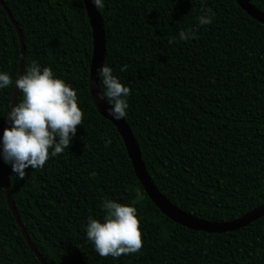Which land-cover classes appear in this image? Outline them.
Segmentation results:
<instances>
[{
  "label": "trees",
  "instance_id": "trees-1",
  "mask_svg": "<svg viewBox=\"0 0 264 264\" xmlns=\"http://www.w3.org/2000/svg\"><path fill=\"white\" fill-rule=\"evenodd\" d=\"M2 1L23 33L22 73L32 61L48 66L76 91L82 111L68 149L43 168L29 167L19 180L7 165L12 203L44 262L264 264V217L235 232L208 234L174 223L148 198L117 128L93 104V32L83 0ZM249 1L264 14V0ZM202 3L213 15L205 26L196 22ZM97 9L104 65L130 89L123 119L160 193L215 223L263 206L264 26L236 0H104ZM188 28L194 38L168 43ZM20 59L18 33L0 5V71L15 81ZM13 92L14 84L0 89V132ZM104 200L136 208L138 253L101 257L86 240L87 217L101 218ZM0 264H41L7 204L2 160Z\"/></svg>",
  "mask_w": 264,
  "mask_h": 264
},
{
  "label": "clouds",
  "instance_id": "clouds-1",
  "mask_svg": "<svg viewBox=\"0 0 264 264\" xmlns=\"http://www.w3.org/2000/svg\"><path fill=\"white\" fill-rule=\"evenodd\" d=\"M97 8L104 7V0H92ZM213 15L202 3L199 26L212 23ZM196 35L194 28L179 29L168 40L187 41ZM127 65L120 70L124 71ZM97 78L101 85L99 95L108 108L107 114L120 120L127 114L130 89L120 82L107 65L99 67ZM15 86L22 94L19 103H14L7 114L9 126L0 132V160L10 165L12 174L23 180L29 167L41 169L50 157H56L68 149L81 125L82 111L78 107L77 93L64 80L54 75L48 66L32 61L26 71L15 79L0 71V89ZM111 141L105 139V145ZM104 215L95 219L87 217L84 225L86 240L101 257L118 258L121 254H136L142 248L137 210L130 204L116 200L102 201Z\"/></svg>",
  "mask_w": 264,
  "mask_h": 264
},
{
  "label": "water",
  "instance_id": "water-1",
  "mask_svg": "<svg viewBox=\"0 0 264 264\" xmlns=\"http://www.w3.org/2000/svg\"><path fill=\"white\" fill-rule=\"evenodd\" d=\"M238 5L254 20L259 22L264 26V14L259 12L249 0H236ZM88 18L90 21V25L93 32V56L90 66V92L93 100V104L96 107L98 113L103 116L105 119L110 121L118 130L125 147L127 149L129 158L132 162L133 168L135 170L136 176L143 186L145 193L148 198L155 204V206L164 214L168 219L173 221L174 223L185 227L187 229L193 231L205 232L208 234H225L230 232H235L246 228L252 223L258 221L259 219L264 217V205L256 208L255 210L249 212L248 214L242 216L239 219H236L227 223H215L210 221H205L199 218H196L174 206L168 199H166L163 194L156 188L154 183L152 182L146 167L142 161V155L140 147L135 139V136L129 126L126 124L125 120L122 118L120 120H114L107 114L106 109L108 108V104L104 99H101L99 92L101 91L99 80L97 78V72L99 67L104 65L105 55H106V39H105V30L104 24L99 13L97 7L92 4V0H83ZM0 5L8 14L11 22L13 23L21 45V59H20V69L18 75L22 74L25 56H26V47L24 42V37L21 29L16 23L15 19L11 15L10 11L6 8L5 4L2 0H0ZM18 77V76H17ZM19 92L16 90L14 86L12 105L17 103ZM9 126L8 120H6L5 127ZM3 170H4V182L6 189V199L7 204L18 224L20 231L25 238L28 246L31 251L36 255L41 264H46L42 257L39 255L36 247L32 244L29 236L27 235L23 224L19 218V215L12 203V199L10 196V187L7 173V165L3 162Z\"/></svg>",
  "mask_w": 264,
  "mask_h": 264
}]
</instances>
